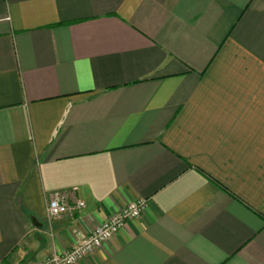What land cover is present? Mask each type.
Wrapping results in <instances>:
<instances>
[{
	"label": "crops",
	"instance_id": "0c3cea01",
	"mask_svg": "<svg viewBox=\"0 0 264 264\" xmlns=\"http://www.w3.org/2000/svg\"><path fill=\"white\" fill-rule=\"evenodd\" d=\"M141 199L77 264H264V0H0V264Z\"/></svg>",
	"mask_w": 264,
	"mask_h": 264
},
{
	"label": "built area",
	"instance_id": "2783aa9c",
	"mask_svg": "<svg viewBox=\"0 0 264 264\" xmlns=\"http://www.w3.org/2000/svg\"><path fill=\"white\" fill-rule=\"evenodd\" d=\"M86 204L84 201L71 203L68 197L61 192L55 193L47 202V217L51 220L64 215H74L77 211L83 210ZM147 208L146 200H135L122 211L116 213L107 222L97 227L92 233L83 236L73 248L62 252L54 253L50 257L37 262L36 264H77L86 256H89L125 228L128 221L142 216Z\"/></svg>",
	"mask_w": 264,
	"mask_h": 264
}]
</instances>
